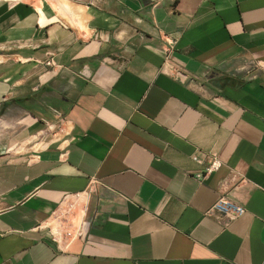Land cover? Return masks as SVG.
<instances>
[{
    "label": "crops",
    "instance_id": "0c3cea01",
    "mask_svg": "<svg viewBox=\"0 0 264 264\" xmlns=\"http://www.w3.org/2000/svg\"><path fill=\"white\" fill-rule=\"evenodd\" d=\"M0 264H264V0H0Z\"/></svg>",
    "mask_w": 264,
    "mask_h": 264
},
{
    "label": "built area",
    "instance_id": "2783aa9c",
    "mask_svg": "<svg viewBox=\"0 0 264 264\" xmlns=\"http://www.w3.org/2000/svg\"><path fill=\"white\" fill-rule=\"evenodd\" d=\"M51 63V61L48 62V64ZM41 122V128L35 132V136H38L39 138H42L43 136L47 135L48 140H58V134L62 132V129L60 127V122L57 123H50L47 120H40ZM220 165V162L215 157H212L207 165L205 166V173H208L210 171H213L214 169L218 168ZM73 204L63 200L61 203V206L58 208V213L56 214L55 218L58 221V228L56 229H49L50 235L54 241H56V237H58L60 240L65 241L70 237V233L65 232L62 236V232L60 230V226L62 222L66 221V218L72 210ZM244 211V207H242L239 204H234L231 201L225 199V196L220 197L215 204L213 205L211 209V214L219 219L222 223L227 224L228 222L232 221L233 219L237 218L239 215H241Z\"/></svg>",
    "mask_w": 264,
    "mask_h": 264
}]
</instances>
